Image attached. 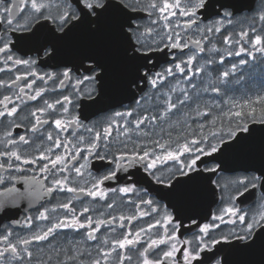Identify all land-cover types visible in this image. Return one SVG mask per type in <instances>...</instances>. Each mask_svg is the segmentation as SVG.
<instances>
[{
    "label": "snow or ice",
    "instance_id": "snow-or-ice-1",
    "mask_svg": "<svg viewBox=\"0 0 264 264\" xmlns=\"http://www.w3.org/2000/svg\"><path fill=\"white\" fill-rule=\"evenodd\" d=\"M109 19L131 70L129 102L88 126L69 106L104 102L105 60L84 54L40 74L36 59L16 53L55 60L76 31L97 33ZM226 57L240 59L225 65ZM257 69L264 73V0H0V73L12 74L0 77V212L43 201L25 218L29 233H0V264H229L235 249H264V173L212 179L254 135L250 123L264 124V95L228 96ZM93 161L108 166L103 175L90 171ZM205 181L225 205L207 222L162 202L200 196ZM253 189L248 211L236 207Z\"/></svg>",
    "mask_w": 264,
    "mask_h": 264
},
{
    "label": "water",
    "instance_id": "water-1",
    "mask_svg": "<svg viewBox=\"0 0 264 264\" xmlns=\"http://www.w3.org/2000/svg\"><path fill=\"white\" fill-rule=\"evenodd\" d=\"M129 14L138 17L144 16L143 13ZM76 35L79 40L77 41L78 53L99 55L107 63L108 77L104 84L106 99L100 104L91 102L90 107L94 108L92 114L121 105V102H129V98L123 90V84L131 70L122 63L123 50L116 35L115 20L109 19L97 33H90L82 27ZM154 55L164 57L165 54L156 53ZM250 128L255 130L254 135L226 157L225 170L222 172L243 170L254 171L258 174L264 173V167L261 165L264 163V124L250 123ZM215 175L212 176V179ZM202 187L204 191L200 196L190 195L184 201H177L172 198H166L163 201L170 207L174 206L173 210L179 209L184 215L188 214L189 211H195L196 214L201 212L208 216L217 202V195H211L207 189L211 188L213 191L216 189L207 181L202 182ZM154 195L160 198L159 195L155 193ZM237 262L239 264H264V249L257 247V249L251 250V254H247L245 250H240L235 259V263Z\"/></svg>",
    "mask_w": 264,
    "mask_h": 264
},
{
    "label": "flooded vegetation",
    "instance_id": "flooded-vegetation-1",
    "mask_svg": "<svg viewBox=\"0 0 264 264\" xmlns=\"http://www.w3.org/2000/svg\"><path fill=\"white\" fill-rule=\"evenodd\" d=\"M146 18L140 20V23H145ZM48 23V27L50 28H54V25L51 24V22H47ZM39 25H37L38 27ZM77 31L71 36L69 37L66 41L62 42L59 46H58V55L56 57L55 60H51V61H47L46 62V58H38L37 53L35 52H29L27 54V56H24L23 53H19L17 52L16 55L23 57L25 59H36L37 60V64L35 65V71H37L40 74H43L45 72H57V71H62L63 69V65L64 64H74L78 62V58L80 56H82V54L77 52ZM12 35H18L16 33H13ZM218 40V39H217ZM218 44H220L218 42ZM217 67V65H214ZM20 72H24L26 71V69L21 68L19 70ZM11 73H0V77H2L4 80H8L9 77L11 76ZM80 75H84L83 70L81 69L80 71ZM29 79H31V77H29ZM37 84L39 85L40 82L37 81ZM81 87H84V85H82ZM97 88L100 87V85H96ZM6 89H0V98H2V94L6 93ZM70 91V89H69ZM46 95H56L55 93L52 94H46ZM243 100V99H241ZM91 102H93V100H89L87 98L81 99L79 101V107L78 108H74L72 105H70V111L73 114H78L80 116V119L86 123L88 126H92L93 124L97 123V122H101L103 123L106 118L115 110H118L120 105L113 107V108H107L106 110H100L99 112L92 114L94 111L93 107H85V105H90ZM33 104H37L39 105V101H35V102H31ZM128 102L124 103L127 104ZM26 123V121H21ZM16 131L18 132H23V129H17ZM59 151V150H57ZM108 166L106 164H103L102 166V162L99 161H93L92 164L90 165V171H92V173L94 175H103L104 169H106ZM141 175H143V173H141ZM250 175H259L258 173L254 172V171H243V170H237L234 172H229V173H225V172H220L219 174H216L213 180L219 179L222 181V183H227L229 181L238 179V178H242L244 176H250ZM46 183V182H45ZM21 190H23V185H18ZM116 186V182L115 181H110V182H105V187H115ZM230 191V189L228 190ZM61 196H65V195H71V194H60ZM155 199H160L157 196H155L153 194ZM259 196V190L258 189H253L251 193L246 194L244 197H241L239 201L236 202V207L243 209L244 211H248V209L252 206V203L254 200H256V198ZM81 200H90L91 198L88 197H81ZM43 201H37V202H33L32 204H29V202L27 200L21 201L19 206L14 208L12 211H10L7 215H5L4 213L0 212V233L6 232L8 230L13 231L14 233H20L21 235L25 234V233H29L30 229L24 227V221L25 218L28 216H32L33 218L36 216L37 214V209L40 208V205ZM163 203H165L164 201H162ZM53 203H55V201H53ZM74 203L76 204L78 210H79V205H80V200H76L74 201ZM93 203H95V201H93ZM225 206L224 202L221 201V199L219 198V195H217V202L215 203V205L212 207L210 214L207 216L201 212H198L197 214L195 213V211H189L188 214L186 215H194L196 216L198 219L201 220V223L207 222L208 218H210V215L215 213L219 208ZM61 214H63L62 210H61ZM81 219H83V217H81ZM41 225H45L47 222L44 221H40L39 222ZM138 223V222H137ZM35 226V225H34ZM225 228L231 227L230 225H225L223 226ZM102 231H105L104 229H102ZM259 231V230H258ZM66 235L68 237H72L73 235H77L72 233L71 231H68L66 233ZM15 238V235L13 237V239ZM240 250H245V249H235L233 251H231L230 253H227V260L229 262V264H239L238 262L235 263V259L236 256L238 254V252ZM245 252L247 254H251V250H245Z\"/></svg>",
    "mask_w": 264,
    "mask_h": 264
},
{
    "label": "rangeland",
    "instance_id": "rangeland-1",
    "mask_svg": "<svg viewBox=\"0 0 264 264\" xmlns=\"http://www.w3.org/2000/svg\"><path fill=\"white\" fill-rule=\"evenodd\" d=\"M243 19L242 18H234V25L239 28L241 27V20ZM147 22V17H146V20H145V23ZM243 27H247V24H243ZM218 39V38H217ZM218 47H221V49H223L224 45L220 44V45H217ZM257 57L259 58V54L257 53ZM240 57H232V58H227L225 59V65H230L232 62L234 61H237L239 60ZM202 62V61H201ZM255 86V87H254ZM238 88V89H237ZM250 92H249V96L251 98H256L258 95H264V82L262 83H258V85H253L251 87H248ZM247 94H248V90L245 91V89H239V86L237 85H233V90H230L228 92V96L230 97H233L234 99L238 100V101H242L241 99H244L247 97ZM248 96V97H249ZM227 98V97H225Z\"/></svg>",
    "mask_w": 264,
    "mask_h": 264
},
{
    "label": "trees",
    "instance_id": "trees-1",
    "mask_svg": "<svg viewBox=\"0 0 264 264\" xmlns=\"http://www.w3.org/2000/svg\"><path fill=\"white\" fill-rule=\"evenodd\" d=\"M246 15H248V13H243V14L237 16L236 18H239V17L242 18ZM213 67H216V66H213ZM217 67H218V65H217ZM214 75H215V73H214ZM262 82H264V73H261L258 69L257 72L252 73L251 76H246L245 80L242 81L241 84H238L237 86H239V89L244 88L245 90H248V94H247V97H248L249 92H250V90L248 88V87H250V85H248V84H251V86H253V85H257L258 83H262ZM252 99H255V98H252ZM257 107H258V115H259V106H257Z\"/></svg>",
    "mask_w": 264,
    "mask_h": 264
},
{
    "label": "bare ground",
    "instance_id": "bare-ground-1",
    "mask_svg": "<svg viewBox=\"0 0 264 264\" xmlns=\"http://www.w3.org/2000/svg\"><path fill=\"white\" fill-rule=\"evenodd\" d=\"M258 70V69H257ZM257 72V71H256ZM259 77V76H258ZM248 85H250V87H251V84H248ZM258 85V84H257ZM247 86V85H246ZM255 87V86H254ZM238 89V88H237ZM240 89H242V88H240ZM244 89V88H243ZM245 91H247V90H245Z\"/></svg>",
    "mask_w": 264,
    "mask_h": 264
}]
</instances>
